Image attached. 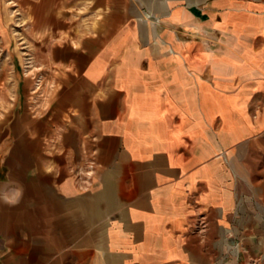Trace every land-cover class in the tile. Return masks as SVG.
Instances as JSON below:
<instances>
[{"label":"crops","instance_id":"crops-1","mask_svg":"<svg viewBox=\"0 0 264 264\" xmlns=\"http://www.w3.org/2000/svg\"><path fill=\"white\" fill-rule=\"evenodd\" d=\"M0 147V264H264V0H0Z\"/></svg>","mask_w":264,"mask_h":264},{"label":"rangeland","instance_id":"rangeland-1","mask_svg":"<svg viewBox=\"0 0 264 264\" xmlns=\"http://www.w3.org/2000/svg\"><path fill=\"white\" fill-rule=\"evenodd\" d=\"M10 3V1L7 3V4H9ZM9 5H13V3H10ZM12 14H14V11H13V13ZM11 14V15H12ZM147 20H152V21H157L158 19H147ZM11 24L14 26V25H17L16 23H12L11 22ZM12 58H14V57H12ZM12 71H14L15 73H17L18 72V67L17 66H15V65H13V67H12ZM1 148V147H0ZM196 228L198 229V225L196 224ZM233 249H235V252H236V255H237V257H238V254H239V241H236V242H234L233 243ZM235 255V256H236ZM246 262V264H257V261H256V259H248V260H246L245 261Z\"/></svg>","mask_w":264,"mask_h":264},{"label":"built area","instance_id":"built-area-1","mask_svg":"<svg viewBox=\"0 0 264 264\" xmlns=\"http://www.w3.org/2000/svg\"><path fill=\"white\" fill-rule=\"evenodd\" d=\"M203 221H199V223H198V230H200V227L201 228H203L204 227V225H205V223L203 222Z\"/></svg>","mask_w":264,"mask_h":264},{"label":"bare ground","instance_id":"bare-ground-1","mask_svg":"<svg viewBox=\"0 0 264 264\" xmlns=\"http://www.w3.org/2000/svg\"><path fill=\"white\" fill-rule=\"evenodd\" d=\"M202 223H203V222H202ZM204 228H205V225H204V227H203V228H201V227H200V231H203V230H204Z\"/></svg>","mask_w":264,"mask_h":264}]
</instances>
